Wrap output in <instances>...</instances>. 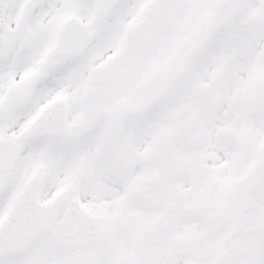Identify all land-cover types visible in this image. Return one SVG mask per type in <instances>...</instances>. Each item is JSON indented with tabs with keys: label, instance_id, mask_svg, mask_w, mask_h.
<instances>
[{
	"label": "snow or ice",
	"instance_id": "6c2138e0",
	"mask_svg": "<svg viewBox=\"0 0 264 264\" xmlns=\"http://www.w3.org/2000/svg\"><path fill=\"white\" fill-rule=\"evenodd\" d=\"M0 264H264V0H0Z\"/></svg>",
	"mask_w": 264,
	"mask_h": 264
}]
</instances>
